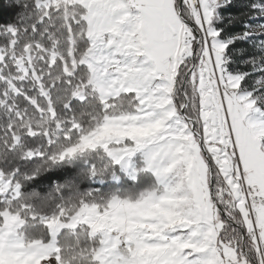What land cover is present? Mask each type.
Instances as JSON below:
<instances>
[{
  "label": "snow or ice",
  "instance_id": "1",
  "mask_svg": "<svg viewBox=\"0 0 264 264\" xmlns=\"http://www.w3.org/2000/svg\"><path fill=\"white\" fill-rule=\"evenodd\" d=\"M0 264H264V0H0Z\"/></svg>",
  "mask_w": 264,
  "mask_h": 264
},
{
  "label": "trees",
  "instance_id": "2",
  "mask_svg": "<svg viewBox=\"0 0 264 264\" xmlns=\"http://www.w3.org/2000/svg\"><path fill=\"white\" fill-rule=\"evenodd\" d=\"M2 15H3V16H8V15H10V13H8V12H3Z\"/></svg>",
  "mask_w": 264,
  "mask_h": 264
}]
</instances>
